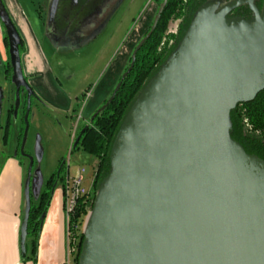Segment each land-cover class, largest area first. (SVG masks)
Returning a JSON list of instances; mask_svg holds the SVG:
<instances>
[{
	"label": "water",
	"instance_id": "1",
	"mask_svg": "<svg viewBox=\"0 0 264 264\" xmlns=\"http://www.w3.org/2000/svg\"><path fill=\"white\" fill-rule=\"evenodd\" d=\"M255 1L199 8L176 51L141 92L86 218L79 264H264V160L247 154L230 134L231 111L264 91V5L260 13ZM58 4L53 0L50 22ZM246 4L254 18H228ZM0 20L9 43L15 114L21 89L28 93L20 147L25 155L31 96L37 95L24 74L22 37L2 0ZM3 100L0 85V106ZM27 156L23 258L34 177V157Z\"/></svg>",
	"mask_w": 264,
	"mask_h": 264
},
{
	"label": "crops",
	"instance_id": "2",
	"mask_svg": "<svg viewBox=\"0 0 264 264\" xmlns=\"http://www.w3.org/2000/svg\"><path fill=\"white\" fill-rule=\"evenodd\" d=\"M160 1L59 0L55 19L50 22L53 0H2L25 45L22 56L24 74L35 92L50 106L57 107L66 92L50 73L42 44H98L103 33L112 34L104 44H110L114 38L121 44L123 37L120 40L118 34L130 32L123 43L126 44L125 50H122L124 53L114 67V79H109L110 86L105 85L103 90L91 96V114L110 95L136 44L152 25ZM58 17L60 20L57 22ZM54 33L65 35L55 38ZM4 36L5 30L0 20V62L5 58ZM9 145L14 148L15 141H9ZM7 146L4 145L5 148ZM9 154L3 168L0 164V264H64L68 258V224L59 188L42 225L37 261L23 258L20 235L24 218L26 171L13 149ZM27 256L33 255L27 251Z\"/></svg>",
	"mask_w": 264,
	"mask_h": 264
},
{
	"label": "trees",
	"instance_id": "3",
	"mask_svg": "<svg viewBox=\"0 0 264 264\" xmlns=\"http://www.w3.org/2000/svg\"><path fill=\"white\" fill-rule=\"evenodd\" d=\"M214 1H220L223 6L232 0H161L158 3V10L152 25L132 52L129 64L126 65L125 72L119 79L111 97L104 101L100 110L82 128H86V130L81 136L78 146L73 145V150H82L93 156L98 160V165L93 181L92 198L87 204L79 203L69 224L74 238L78 240L74 264H79L86 218L89 210L93 209L100 184L112 170L111 150L128 112L147 84L176 51L199 8ZM263 5L264 0L254 2V6L260 13L263 10ZM254 16L253 9L246 4L231 12L228 18L250 20ZM156 18H158L157 21H155ZM154 23L155 28L152 31ZM172 23H175L173 29L171 28ZM148 35L149 37L137 50L138 45ZM4 41L8 56L6 73L9 74L8 79L11 81L12 66L6 36ZM135 50L137 51L134 56ZM22 51H25L24 44L20 47L21 56ZM12 112L13 110L10 111V113ZM230 120L232 122L231 137L243 147L247 154L264 160V91L260 92L252 102L239 104L233 109ZM10 125V119H8L3 138L5 145L8 143ZM22 136L23 128L18 137L17 147L21 143ZM64 172L65 162H60L57 170L46 181L37 201H34L32 195L26 249L33 256H27L25 260L37 261V246L42 230L41 216L45 211H48L53 198L52 190L56 183L63 180Z\"/></svg>",
	"mask_w": 264,
	"mask_h": 264
},
{
	"label": "rangeland",
	"instance_id": "4",
	"mask_svg": "<svg viewBox=\"0 0 264 264\" xmlns=\"http://www.w3.org/2000/svg\"><path fill=\"white\" fill-rule=\"evenodd\" d=\"M151 1L149 0L150 3ZM56 20L58 22L60 17ZM174 27L175 23H172L171 28ZM129 34L130 32L118 34L120 40L123 37L121 44H118L119 42L115 38L110 44H104L112 35L110 33L101 34L102 37L98 44H58L57 42H54L56 44H42L49 61V71L57 78L59 86L66 92V95L62 96L57 107L50 106L35 92L26 77L38 96L34 98L32 103L25 147V150L30 152L35 160L34 177L32 178L34 201L38 200L43 189L42 185L57 170L60 162H65V169L67 163H70L73 174L77 173L79 167L84 166L87 170L84 186L87 189L92 188L98 160L82 150H73V145L84 125L104 105L103 102L92 114L89 112V106L93 100L91 96H95L98 90H103L105 85L110 86L109 79H114V67L124 53L126 44L123 43ZM59 35L64 36L65 34L54 33L53 37L57 38ZM24 52L22 51V56ZM128 64L129 60L127 66ZM124 70L119 74V79L124 74ZM3 75V66L0 62V84L5 81ZM118 81L114 84L115 86L106 100L111 97ZM7 85L6 95L0 106L1 168H3L4 161L11 155L9 153L13 149L10 145L7 148L3 145L4 130L2 128L6 126L8 121L7 112L12 106L15 107L16 103L14 88L12 85ZM25 95V93L21 94V105L18 113L15 114L14 112L10 120V141H16V137L23 127L26 107ZM17 158L26 171L28 160L23 161L22 158ZM41 180H43L42 185L40 184ZM59 187L60 185L57 188Z\"/></svg>",
	"mask_w": 264,
	"mask_h": 264
},
{
	"label": "built area",
	"instance_id": "5",
	"mask_svg": "<svg viewBox=\"0 0 264 264\" xmlns=\"http://www.w3.org/2000/svg\"><path fill=\"white\" fill-rule=\"evenodd\" d=\"M86 171V168L81 166L78 168L77 173L73 174L71 171V164L67 163L63 174L62 185L59 187L63 199L65 219L68 224V258L64 264H72L74 255L77 251L78 240L74 238L69 228L73 213L80 202L87 204L92 198L93 186L91 189H87L84 186ZM91 211L90 209L89 214Z\"/></svg>",
	"mask_w": 264,
	"mask_h": 264
},
{
	"label": "flooded vegetation",
	"instance_id": "6",
	"mask_svg": "<svg viewBox=\"0 0 264 264\" xmlns=\"http://www.w3.org/2000/svg\"><path fill=\"white\" fill-rule=\"evenodd\" d=\"M5 36H6V34H5ZM5 36H4V38H5ZM3 46H4V49H5V58L4 59H1V64H2V66H3V72H4V75H3V79H5V81H4V83L3 84H0L2 87H3V89H4V97H5V95H6V91H7V87H8V85L7 84H9V85H12L13 86V88H14V92L16 93V88H15V86H14V84H13V82H12V76H13V70H12V76H11V81L8 79L9 78V74L8 73H6V71H7V68H6V64H7V60H8V56H7V47H6V43L5 44H3ZM28 80V79H27ZM22 93H25L26 95V107H25V111H24V118H25V114H26V112H27V107H28V103H27V101H28V93H27V91L24 89V88H22L21 89V93H20V96H21V94ZM37 95V94H36ZM38 97V96H37ZM34 98H36L35 96H31V107H30V112H31V108H32V103H33V100H34ZM15 99H16V96H15ZM20 105H21V102H20ZM15 107L14 106H12L11 107V109L7 112V115H8V119H10L11 120V117H12V115H13V113H14V109ZM11 110H13V112L12 113H10V111ZM30 112H29V116H30ZM24 118H23V135H24V130H25V122H24ZM29 118V117H28ZM7 125V124H6ZM11 126V125H10ZM21 128V129H22ZM21 129H20V131H19V134H20V132H21ZM2 130H4V134H5V130H6V126L4 127V128H2ZM18 137H19V135L16 137V141H15V147L13 148V153H14V155L16 156V157H20V158H22L23 159V161H25V160H28V164H26V175H27V170H28V166H29V163H30V160H29V158H28V156L27 155H29V156H32L33 157V155L30 153V152H28V151H26L25 150V155H23L22 154V152H21V150H20V147H21V143H22V140H23V136H22V140H21V143H20V145H19V147H17V144H18ZM3 138H4V135H3ZM9 141H10V128H9V137H8V143H7V145H9ZM3 144H4V141H3ZM5 145V144H4ZM7 145H5V146H7ZM26 147V146H25ZM34 167H35V160H34V166H33V172H34ZM63 177V176H62ZM25 179H26V176H25ZM24 182H25V180H24ZM45 184H46V181L44 182V185H43V189H44V186H45ZM56 189H58L57 187L60 185H62V181L59 183H56ZM43 189H42V191H43ZM42 191H41V193H42Z\"/></svg>",
	"mask_w": 264,
	"mask_h": 264
}]
</instances>
